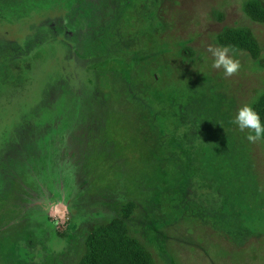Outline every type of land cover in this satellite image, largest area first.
Here are the masks:
<instances>
[{
  "label": "rangeland",
  "instance_id": "1",
  "mask_svg": "<svg viewBox=\"0 0 264 264\" xmlns=\"http://www.w3.org/2000/svg\"><path fill=\"white\" fill-rule=\"evenodd\" d=\"M247 1L0 0V264H77L115 218L155 264H264V140L232 123L264 70L208 51L247 28L264 59Z\"/></svg>",
  "mask_w": 264,
  "mask_h": 264
},
{
  "label": "trees",
  "instance_id": "2",
  "mask_svg": "<svg viewBox=\"0 0 264 264\" xmlns=\"http://www.w3.org/2000/svg\"><path fill=\"white\" fill-rule=\"evenodd\" d=\"M243 12L251 21L264 24L263 1L248 0L243 4ZM28 22H24L23 27H26ZM216 43L222 48H228L231 52L246 53L251 60L255 61L264 70V59L260 58V46L249 29L225 28L217 34ZM44 49L46 51V47ZM40 56L42 55L40 54ZM25 57L28 58L30 55L28 54ZM28 59L31 60L32 58ZM6 70L8 72L12 71L9 66H6ZM12 79L13 76L9 73L8 82L13 81ZM251 107L259 114L261 121L264 122V90L252 103ZM77 264L155 263L145 247L128 234L124 222L115 218L94 226L88 231L84 240V252Z\"/></svg>",
  "mask_w": 264,
  "mask_h": 264
},
{
  "label": "clouds",
  "instance_id": "3",
  "mask_svg": "<svg viewBox=\"0 0 264 264\" xmlns=\"http://www.w3.org/2000/svg\"><path fill=\"white\" fill-rule=\"evenodd\" d=\"M208 51L213 58L212 67L222 69L225 76H231L238 71L239 61L229 55L228 48L209 47ZM232 123L240 131L249 130L246 135L249 142L264 139V122L261 121L259 114L250 105L245 104L240 107L232 118Z\"/></svg>",
  "mask_w": 264,
  "mask_h": 264
}]
</instances>
